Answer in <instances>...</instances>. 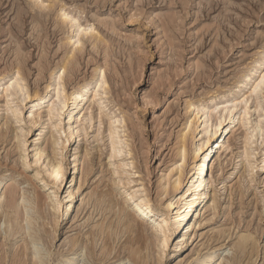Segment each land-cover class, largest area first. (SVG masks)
Here are the masks:
<instances>
[{"label":"rangeland","instance_id":"374dc122","mask_svg":"<svg viewBox=\"0 0 264 264\" xmlns=\"http://www.w3.org/2000/svg\"><path fill=\"white\" fill-rule=\"evenodd\" d=\"M41 3L48 6L41 7L36 0H0V76L4 77L0 81V108L8 101L18 109L19 118L12 117L8 125L12 132L28 133L21 149L16 148L15 140L0 143V179H3L2 185L17 181L16 185L33 195V199V183L21 178L20 172L13 168L24 169L42 197L61 204L59 225L54 226L52 219H48L54 235H50L52 240L39 232L44 242L50 239L49 245L35 238L44 251L42 259L46 261L42 262L59 264L68 252L69 240L91 231L103 217L93 206L98 193L109 190L119 201L144 189L155 203L147 222L153 227L159 225V229L161 226L171 236L163 259L155 258L148 264H194L201 252L206 255L219 247L225 254L232 253L238 237L248 231L257 237L260 250L250 264H264V172L260 170L264 143L259 145L258 137L251 138L249 145L256 150L250 164L255 166L253 175L245 171L243 155L246 134L252 131L251 120L259 119L264 113L263 109L254 110L257 100L264 99L263 91L249 103L251 120H239L237 127L228 133L230 149L222 152L213 169L214 189L220 203L216 215L205 212L200 218L201 227L189 233L188 244L177 253L174 248L178 237L165 223L172 222V215L164 206L173 194L178 177L174 168L179 158L180 134L194 116L189 103L195 106L208 103L212 107L230 97L240 98L249 89L248 80L239 76L247 72L253 58L264 56V0H41ZM63 13L83 25L94 24L103 39L93 47L89 41L92 33H82L80 47L83 48L76 53L77 68L66 79V92L69 94L85 79L90 80L99 66L107 68L109 87L97 106H91V123L81 120L80 115L82 129L76 142L66 149L62 144L58 148V153L64 150L65 163L73 153L84 164L88 157L92 161L90 171L85 164V169L78 174L76 186L82 185L81 198L76 196L68 203L64 197L69 182L57 188L54 178L46 172L48 160L42 158L36 162L35 155L38 147H46L51 142L53 130L60 142L66 139L61 133V116L55 114L50 119L45 112L55 100L52 78L74 47L73 41L69 43L70 20L65 21ZM17 63H21L31 95L24 102L17 96L4 98L5 83L17 69ZM237 75L238 86L231 90ZM36 91L48 96L37 101L33 96ZM242 108L243 104L239 109ZM4 113L0 112V130L9 118ZM31 113H41L39 124L32 131L29 130ZM118 118L124 121L115 123L116 128L122 140L134 149V164H130L133 158L125 152L119 158L111 157L109 126ZM123 161L128 165L120 170L118 165ZM129 179L133 182L126 185L123 181ZM4 190L5 187L0 205ZM80 205L82 209L77 213ZM7 229L0 209V258H4V264H12V256L26 235L9 236L12 233ZM227 229L229 239L216 241L217 232ZM161 235L164 234L161 232ZM120 236L115 244L118 248L107 260L89 259L84 254L85 248L80 246L74 255L75 264H134L127 254L117 252L120 241L125 239L120 240ZM98 240L97 254L102 245V239ZM4 242L7 245L3 250Z\"/></svg>","mask_w":264,"mask_h":264},{"label":"bare ground","instance_id":"6f19581e","mask_svg":"<svg viewBox=\"0 0 264 264\" xmlns=\"http://www.w3.org/2000/svg\"><path fill=\"white\" fill-rule=\"evenodd\" d=\"M62 15L65 21L68 19L70 20L69 24L72 29V36L69 38V43L73 41L74 47L73 50L70 51L71 54L67 57V61L52 78V85L55 87V100L45 112L50 119L55 116V114L61 116V133L66 135V139L60 142L59 136L54 134L53 130L51 142L48 143L46 147H38L35 155L37 156L36 162L41 161L42 158H44L45 161L48 160L46 163V172H48L49 177L54 178L57 188L69 182L67 195L64 197V202L68 203L73 202L76 196L81 198L80 191L82 185L80 183L78 187L76 186L78 174H80L82 169H85V164H87L86 169L90 171L92 161L90 157H88L89 159L87 158L88 160L84 164L79 155L73 153L70 154L69 161L65 163L64 150L62 149V151L58 153V148H60L59 146L62 144L63 148L66 149L72 142H76L77 138L80 136L79 131L82 129L79 123L80 115H82L81 120L91 123V106H97L98 101L104 98L103 95L107 94L109 87L107 86V68L99 66L96 70V74L93 75L90 80L85 79L71 93L68 94L66 92V79L67 77L70 78L77 68L74 63L77 55L76 53L81 52L83 48L80 47L82 43V33H92L89 37V41H92L93 47L98 46L97 43L102 42L103 39L99 32H96L94 24L83 25L78 19L69 17L67 13H63ZM23 56L22 59H24ZM19 59L17 58L18 61ZM19 62L22 63L23 61L20 60ZM21 63H17V69L9 74L10 77L5 83L4 98L7 100L10 96H17L24 102L31 97L25 83L26 77L22 71ZM76 63L78 65V62ZM261 76H264V56L253 58L247 72L239 76V79L248 80L249 83V89L242 97H230L222 103H214V105H212L213 109H211L212 107H210L208 103H202L198 106H195L193 103H189L188 105V108L193 111L194 116L185 123V127L180 134V146L178 149L179 158L174 168L178 173V177L173 184L172 196L164 203L166 211L169 215H172V222L168 224L165 221L166 226L170 227L176 238L178 237V241L175 243L174 248L176 253L182 251L184 245L188 244L189 237L187 238V236L189 233L201 227L202 219L200 218L204 216L205 212L212 211L214 215L217 213L220 203L214 189L213 169L217 161L220 160L222 152H226L230 149L227 140L228 133L237 127L239 120L242 122L251 120L252 109H250L249 103L255 95L258 96L262 91L264 93V89L253 91L259 83ZM2 79H4V77L0 76V81ZM235 84L236 85H234L231 90L238 86V75ZM36 92L33 96L37 101L43 100L48 96L47 94L41 96ZM241 104H243V108L239 109ZM260 109L264 110V99L257 100V105L254 110ZM0 112H5L6 115L4 116L7 118L9 117L5 124V128L0 130V143L4 145L8 142L12 143L15 140L16 148L21 149L25 141L24 136H27L28 133L24 134L19 130H14L12 132V128L8 125L9 119H12V117L19 118L18 109L13 108L11 103L7 101L6 104L0 108ZM214 112H216L215 116ZM262 114L263 115H260L259 119H255V121L251 120L252 131L246 134L247 143L243 150L245 171L249 174L251 173V175L254 174L255 166L251 167L250 164L252 156L256 154V150L249 144H251V138L253 137H258V140H261L259 145L264 143V113ZM29 116V121L32 124V128L29 130L32 131L33 128L38 126V118L41 116V113L37 115L31 113ZM123 121L122 118L114 119L109 126L108 135L112 151L111 157L119 158V156L125 152L131 156L130 158H133L130 164H134V158L136 156L134 149L128 141L122 140L123 138L115 125V123H122ZM54 128H56V126ZM59 155H61L60 159H58ZM261 157L262 163L260 165V170L264 172V148L261 150ZM127 165L128 163L123 161L120 162L118 168L121 170ZM22 167L25 168V165H22ZM13 169L15 172H20L21 178H25L26 181L29 180V182L33 183L35 191L34 198L31 199L33 195L30 196L29 192L20 189L16 185L17 181L8 185H2L3 179H0V196L2 189L5 187L3 192L4 199L0 205V209L7 223V230L10 231L7 232L9 234L12 233V235L10 234L9 236L20 235V233L21 235H26L25 238L22 239V245L16 249V253L12 256V264H30V261H32V264H44L42 262L44 261L42 259V253L44 251H42V248L39 246V241H35V238L42 240V234H45L44 236L49 235V238H52L50 235H53V233L51 234V228L48 227V225H50L48 219H52L51 221L55 223L54 226L57 227L59 225L61 215L58 214V210L61 204L53 199L48 201L42 197L41 194L37 192L32 177L29 176L24 169L20 171L16 166ZM88 173L89 172H87L86 175ZM70 177L71 181H69ZM123 182L126 185H131L133 181L129 179ZM164 192H168V189L165 188ZM2 197L3 196H1V198ZM95 198L96 201L93 206H95V210L102 213L103 217L94 224L91 231L82 237L75 236L69 240L68 252L65 256L63 255L64 257L60 260L61 263L59 262V264H75L74 255L76 251H79L80 246L85 248L86 252L84 254L90 256V258L88 257L89 259L97 258L99 261L107 260L110 258L111 254H113L112 252L118 248L115 244L118 241L116 239L120 235L122 236H120V240H122V238L125 239L120 241L121 243L119 242L120 244L117 252L127 254L130 261L134 264H148L149 261L151 262L155 258L159 260L163 259L165 248L168 246L171 236L169 233H166L161 226L159 229V225L153 227V225L147 222L149 220L148 218H150L149 214L153 212L155 205L147 190L138 189L135 193L131 194L130 198H121L119 201L113 198V194H111L109 190L98 193ZM82 202L84 201L82 200ZM117 206H119V210L115 211ZM81 209L82 205L78 206L77 213H79ZM51 224L53 225V223ZM229 231V229L219 230L214 238L216 241H220L221 238H224L223 241H225L230 237ZM39 232H41V237L39 236ZM161 232L164 235H161ZM9 238L10 237H8V239ZM49 238L46 239L47 243L44 242V240H42L43 242L41 243L49 245ZM8 239L6 240L8 241ZM98 239H102L99 254L96 252L98 241H100ZM6 245L7 242L1 244V249L4 250ZM233 247L235 251L226 254L224 250L221 252L222 247L206 255H202L200 251L201 253L194 264H250L253 258L259 255L260 251L257 237L250 231L240 235ZM115 257L116 256L113 258ZM0 264H4V258H0Z\"/></svg>","mask_w":264,"mask_h":264},{"label":"snow or ice","instance_id":"6c2138e0","mask_svg":"<svg viewBox=\"0 0 264 264\" xmlns=\"http://www.w3.org/2000/svg\"><path fill=\"white\" fill-rule=\"evenodd\" d=\"M36 3L41 6V7H47L48 5L46 4H42L41 3V0H36ZM260 89H264V76H261L260 79H259V83L257 84L256 88L253 89V91H258Z\"/></svg>","mask_w":264,"mask_h":264}]
</instances>
